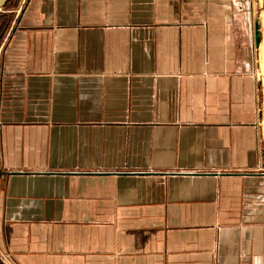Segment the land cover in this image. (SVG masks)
Listing matches in <instances>:
<instances>
[{"label": "crops", "instance_id": "0c3cea01", "mask_svg": "<svg viewBox=\"0 0 264 264\" xmlns=\"http://www.w3.org/2000/svg\"><path fill=\"white\" fill-rule=\"evenodd\" d=\"M263 10L27 0L1 33L0 254L264 264Z\"/></svg>", "mask_w": 264, "mask_h": 264}, {"label": "rangeland", "instance_id": "374dc122", "mask_svg": "<svg viewBox=\"0 0 264 264\" xmlns=\"http://www.w3.org/2000/svg\"><path fill=\"white\" fill-rule=\"evenodd\" d=\"M23 0H10L0 11V47L3 41L2 31L5 26H10L14 22L16 14L20 9ZM24 7V6H23ZM22 7V8H23ZM262 20L264 23V10L262 12ZM262 71L264 72V42L262 46Z\"/></svg>", "mask_w": 264, "mask_h": 264}, {"label": "water", "instance_id": "95a60500", "mask_svg": "<svg viewBox=\"0 0 264 264\" xmlns=\"http://www.w3.org/2000/svg\"><path fill=\"white\" fill-rule=\"evenodd\" d=\"M9 1L10 0H0V10L3 7H5L6 4ZM254 27H255V43H256V45H259L260 44V41H261V31H260L261 30V25H260V21L259 20H256L255 21ZM14 173H19V172H11V174H14ZM206 174H216V173H206Z\"/></svg>", "mask_w": 264, "mask_h": 264}, {"label": "built area", "instance_id": "2783aa9c", "mask_svg": "<svg viewBox=\"0 0 264 264\" xmlns=\"http://www.w3.org/2000/svg\"><path fill=\"white\" fill-rule=\"evenodd\" d=\"M26 1H27V0H23V1H22V4H21L20 9L18 10V12H17V14H16V17H15V20H14L13 24L15 23V21H16L17 17L19 16V14L21 13V11H22V7L25 5ZM1 10H2V9H1ZM1 10H0V11H1ZM1 47H2V46H1ZM1 47H0V48H1ZM0 255H1V258L4 259L8 264H11V262L8 260V258H7L6 255H4V254H2V253H1Z\"/></svg>", "mask_w": 264, "mask_h": 264}]
</instances>
